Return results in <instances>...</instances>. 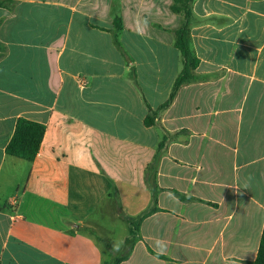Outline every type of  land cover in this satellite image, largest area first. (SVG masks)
I'll use <instances>...</instances> for the list:
<instances>
[{
    "label": "crops",
    "instance_id": "crops-1",
    "mask_svg": "<svg viewBox=\"0 0 264 264\" xmlns=\"http://www.w3.org/2000/svg\"><path fill=\"white\" fill-rule=\"evenodd\" d=\"M11 1L0 8V264H254L264 0L193 1L196 81L165 108L184 67L173 0ZM20 118L46 127L33 162L6 153Z\"/></svg>",
    "mask_w": 264,
    "mask_h": 264
},
{
    "label": "trees",
    "instance_id": "trees-1",
    "mask_svg": "<svg viewBox=\"0 0 264 264\" xmlns=\"http://www.w3.org/2000/svg\"><path fill=\"white\" fill-rule=\"evenodd\" d=\"M194 0H173L171 11L183 16L184 21L181 27L175 32V45L180 50L183 58V70L174 83L170 100L163 106L165 108L173 100L176 92L183 85L196 81L195 70L199 65V60L192 54L190 46V18L192 16L191 4ZM11 0L0 1V8L8 7ZM120 21V19H117ZM146 125L153 124L152 119L146 120ZM46 127L44 124L33 122L25 118H20L15 129V133L6 148L7 155L15 157L26 162H33L39 152ZM151 190L155 187L149 183ZM156 209L153 208L143 214L146 217L152 214ZM127 256L116 259L112 264H120ZM109 264V263H104ZM254 264H264V230L260 242L258 256Z\"/></svg>",
    "mask_w": 264,
    "mask_h": 264
},
{
    "label": "clouds",
    "instance_id": "clouds-1",
    "mask_svg": "<svg viewBox=\"0 0 264 264\" xmlns=\"http://www.w3.org/2000/svg\"><path fill=\"white\" fill-rule=\"evenodd\" d=\"M123 244V241H116L113 243L112 251L113 252H119L121 250V246Z\"/></svg>",
    "mask_w": 264,
    "mask_h": 264
}]
</instances>
